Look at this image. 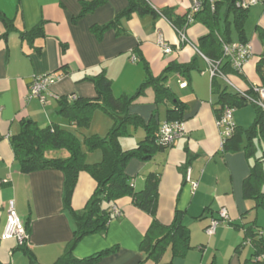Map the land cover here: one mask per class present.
I'll list each match as a JSON object with an SVG mask.
<instances>
[{
  "label": "crops",
  "instance_id": "1",
  "mask_svg": "<svg viewBox=\"0 0 264 264\" xmlns=\"http://www.w3.org/2000/svg\"><path fill=\"white\" fill-rule=\"evenodd\" d=\"M90 1L0 0V11L14 26L13 31L5 33L0 23V235L6 224L7 203L12 200L17 216L29 227L26 250L37 264H53L63 254L76 225L63 210L62 173L43 170L25 175L20 172L10 140L19 133L22 119L34 121L41 128L57 125L66 129L63 125L69 123L58 114L59 98H93L94 86L88 79L100 72L111 81L114 97L130 96L145 79V64L156 78L170 63L187 64L194 59L196 69L185 76L172 73L165 84L185 106L184 134L147 162L129 161L125 172L136 191L143 188L147 175L159 174L156 219L160 224L169 225L176 210L184 214L183 224L189 230L191 250L185 257L174 259L173 264H242L253 252L249 243V248L240 249L245 242L244 231L253 225L258 228L257 209L242 195V183L249 174L251 162L243 152H221L215 110L218 89L234 94L252 87L261 88L257 65L264 59V41L259 35L264 33V3L246 4L244 41L250 47L251 56L241 75H229L231 85L217 80L213 87L207 59L197 50L198 40L208 32L204 25L190 24L185 31L187 42L181 45L178 34L163 17L132 14L97 41L90 28L110 22L127 7V0H106L103 6L73 22L81 3ZM146 1L157 12L172 8L182 15L190 9L193 0ZM251 1L254 0H240ZM40 23L42 35L21 38V33H29ZM230 34L232 43H239L233 28ZM159 39L172 48L171 54L161 51L157 46ZM132 56L137 58L136 62H131ZM56 71L63 78L46 93L45 104L27 99L33 76ZM170 105L169 102L155 104L150 88L128 111L144 122L152 118L160 126ZM96 113L93 120L98 117L109 127L111 120L107 116L100 118ZM253 121V108L235 109L233 122L237 128L247 129ZM127 131L128 136L119 139L124 151L135 148L145 137L141 127H129ZM83 151L88 164L102 159L100 150ZM192 182L197 184L196 189L192 188ZM95 187L87 173H79L71 197L73 211L83 210ZM114 208L120 216L108 224L105 232L80 240L73 249L75 258L84 259L109 249L115 252L96 264H139L145 257L140 246L151 217L134 207L128 197L117 200ZM221 209L226 210L229 223L218 225L214 235L207 236L206 228L218 218ZM253 211L257 213L253 223H249L247 220ZM0 261L30 264L27 254L12 239L0 240ZM170 261L171 251L167 248L161 263ZM142 264L154 263L148 260Z\"/></svg>",
  "mask_w": 264,
  "mask_h": 264
},
{
  "label": "trees",
  "instance_id": "2",
  "mask_svg": "<svg viewBox=\"0 0 264 264\" xmlns=\"http://www.w3.org/2000/svg\"><path fill=\"white\" fill-rule=\"evenodd\" d=\"M260 1L264 3V0ZM105 2L106 0L82 2L80 12L73 22L92 13L103 6ZM238 2L240 0H215L210 5L204 1L198 12L190 13L189 9L181 15L172 8L157 12L149 6L146 0H127V7L115 15L110 22L102 26L94 25L90 31L97 41H101L105 32L117 29L120 20L129 18L132 14L138 16L159 15L166 19L176 32L183 33L190 24L200 23L207 28L208 32L198 40L197 50L209 62H219V70L228 78L231 74L241 75V73L235 72L229 62L222 57L223 44H232L230 34L232 28L237 34L239 43L245 44L244 23L247 19L248 6H237ZM221 16L223 17L221 18ZM229 17L231 21H229ZM221 19L223 20L222 24H220ZM0 23L4 26L5 33L14 30L12 21L7 19L1 11ZM35 35H42V23L29 33L20 34L21 38ZM259 35L264 41V33L259 32ZM144 69L145 79L133 95L114 97L111 81L104 72H100L88 79L94 86L95 96L93 98L69 96L61 97L58 100V114L77 129L89 125L90 115L95 110H101L111 117L113 124L106 137L100 138L93 135L85 137L83 141L88 152L101 151L100 162L86 163V154L76 135L57 125L41 128L34 121L22 119L19 133L11 137V148L22 174L54 170L63 175V210L75 221L76 225L63 254L53 264H96L102 258L114 253L115 249H109L84 259H77L73 256V249L84 237L107 230L108 224L114 219L111 209L114 208L117 200L124 197L130 198L134 207L151 217L150 226L140 246V251L145 257L139 264L148 260L154 264H173L174 259L185 257L191 250L189 230L183 224L184 214L182 212L176 210L172 222L167 226L160 224L156 219L159 174L147 175L143 188L136 191L125 168L131 160L147 162L164 149L156 142L159 126L155 121L151 118L148 122H144L140 117L130 114L129 107L137 99L143 97L147 89L151 88L154 92L155 104L165 102L171 104L165 111V121L182 122L185 106L174 98L165 84L172 73L185 76L196 69L195 60L193 59L187 64L170 63L156 78L151 76L146 64ZM257 73L261 79V88H264V59L258 63ZM217 80L220 79L212 78L213 87L216 86ZM255 89L252 87L246 92L234 94L227 92L226 89H218L216 103L218 109L215 110V117L225 106L234 109L252 106L254 110L252 125L247 129L236 127L220 149L223 153L243 152L245 157L250 160L249 174L242 183V195L245 200L254 203V209L260 208L264 211V107L250 103L240 94L243 93L258 102L259 95ZM129 127H141L145 132V137L137 143L135 148L124 151L120 148L119 139L128 136L127 129ZM60 150L66 151V158H48L46 156L49 152ZM81 172L87 173L95 182L96 187L83 210L76 212L71 208V197ZM25 229L29 235V227L26 224ZM244 241L252 246L253 252L251 257L244 260L242 264H264V238L259 228L255 225L247 227L244 231ZM25 246L26 244L20 247L27 254L30 264H37ZM167 248H170L171 251V261L161 263V258ZM0 264L10 263L0 261Z\"/></svg>",
  "mask_w": 264,
  "mask_h": 264
},
{
  "label": "built area",
  "instance_id": "3",
  "mask_svg": "<svg viewBox=\"0 0 264 264\" xmlns=\"http://www.w3.org/2000/svg\"><path fill=\"white\" fill-rule=\"evenodd\" d=\"M204 1H207L210 5L214 3L215 0H193L190 6V13L198 12ZM260 0H255L252 4L257 3ZM237 6L247 7L243 2H238ZM179 36L181 44L187 42L185 38V33L176 32ZM157 46L161 49L164 54H171L173 52L172 48L164 42L162 39L157 41ZM251 56L250 47L243 43H232L223 44L222 46V57L229 62L230 67L237 73L242 72V68ZM137 58L135 56L131 57V62H136ZM208 62L209 73L211 78L218 77L220 80L225 82L227 85H231L229 79L221 73L219 70V62ZM63 78L62 74L58 73H48L42 75H35L32 78L27 99H37L41 104L46 102V93L49 91L51 86L58 83ZM255 92L259 95L258 102L253 99L248 98L245 94L240 93L242 97L247 98L250 103H256L257 105L264 107V88H256ZM235 109L225 106L220 111V114L215 117V124L219 129L220 133V145L223 146L226 139H228L234 132L236 126L233 122V114ZM184 134V129L182 122H168L164 121L159 126L157 144L164 148L169 147L177 138ZM188 176V174H187ZM192 188L196 189L197 184L191 183ZM112 216L117 218L120 216V212L117 208L111 209ZM229 221L228 214L225 209H221L218 212V218L213 219L210 225L206 228L205 233L208 236H212L215 233L216 228L220 224L227 223ZM29 235L26 232L25 224L17 216L14 202L12 200L7 203V216L6 224L2 234L0 235V240H14L18 246L27 244Z\"/></svg>",
  "mask_w": 264,
  "mask_h": 264
},
{
  "label": "rangeland",
  "instance_id": "4",
  "mask_svg": "<svg viewBox=\"0 0 264 264\" xmlns=\"http://www.w3.org/2000/svg\"><path fill=\"white\" fill-rule=\"evenodd\" d=\"M252 2L253 1H251L250 3H244V4H249L250 5ZM248 107H250L252 109V106L249 105ZM95 112H97L96 114H98L97 116H100V118H103V116H107L109 118V120H111V121H109L111 123V124H109V127L105 126L103 123H101V120L98 117L94 118V120H93V115H94ZM112 124H113V121H112L110 116H108L107 114H105L101 110H95L90 115L89 125L81 127L80 129H77V128L73 127V126H70L69 124H67L65 122L63 127L68 129V130H70V131H72L76 135V137L79 139V141L81 142L82 148L85 149V145H84V142H83L85 137H90V136L96 135V136H98L100 138H104L109 133V131L111 129L110 127H111ZM46 156L48 158H62V159H64V158L67 157V153L64 150L52 151V152L47 153ZM256 211L258 212V220H257L256 225L258 226L259 230L264 235V211L262 209H260V208L257 209ZM256 211H253V214L251 215V218L249 220H247V222L253 223L254 218L256 216L255 214L257 213ZM224 224H226V223H224ZM241 242H242V240H241ZM249 247L250 246L247 243H244L243 246L240 247V249H245V248H249Z\"/></svg>",
  "mask_w": 264,
  "mask_h": 264
}]
</instances>
